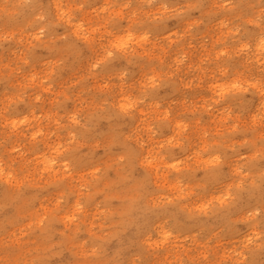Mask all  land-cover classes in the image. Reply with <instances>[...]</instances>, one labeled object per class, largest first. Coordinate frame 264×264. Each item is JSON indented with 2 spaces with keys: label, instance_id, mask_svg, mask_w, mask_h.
I'll use <instances>...</instances> for the list:
<instances>
[{
  "label": "clouds",
  "instance_id": "clouds-1",
  "mask_svg": "<svg viewBox=\"0 0 264 264\" xmlns=\"http://www.w3.org/2000/svg\"><path fill=\"white\" fill-rule=\"evenodd\" d=\"M5 85L0 264H122L128 227L155 264L264 253V0H0Z\"/></svg>",
  "mask_w": 264,
  "mask_h": 264
},
{
  "label": "rangeland",
  "instance_id": "rangeland-1",
  "mask_svg": "<svg viewBox=\"0 0 264 264\" xmlns=\"http://www.w3.org/2000/svg\"><path fill=\"white\" fill-rule=\"evenodd\" d=\"M219 18H223L222 15L213 19L210 22L208 29H206L204 32L205 37H207L209 40L217 39V36L214 35L215 33L214 25L216 23V19ZM199 56H200V50L194 48L193 60H198ZM5 57L6 60L10 59L11 58L10 53H6ZM253 75H257V73H255L254 71ZM4 87H6V85L0 86V91H2ZM185 95L190 96L194 100H199L202 96L205 95V91L203 88L190 92H185L183 89H181L176 97V102L179 103ZM201 199H204V197H201ZM194 206L197 208L200 207L199 202L195 201ZM14 215H15V209L9 207L5 209L3 213H0V218L10 219ZM159 222H160L159 220L156 221V223ZM213 225H214L213 220L192 219V220L184 221V229L186 234L191 235L196 232H200L201 229H203L201 235L197 237L200 240L201 244H203L204 239L211 234V229ZM127 234L130 235L129 232H127ZM121 236L122 235H120V233L116 235L115 240L113 241V245L115 246L116 254L121 256L122 264H132V261L135 259L136 256H143L146 261V264H155L156 260L163 258L164 255L163 253H161L160 256H152L144 253L142 247H140L139 245V239H143V236H139V237L137 236L136 239L133 240L135 242L134 245H130L128 247H122L116 245L117 241H119L121 245L129 244L127 243V237L126 236L121 237ZM153 239H155V233H153ZM236 243H237L236 239L228 237L220 241L218 244H216L215 247L219 249V251L216 254L217 258L223 257L224 253L230 250ZM185 246L187 247V245ZM250 261L251 264H264V253H259V252L253 253L252 256L250 257Z\"/></svg>",
  "mask_w": 264,
  "mask_h": 264
},
{
  "label": "bare ground",
  "instance_id": "bare-ground-1",
  "mask_svg": "<svg viewBox=\"0 0 264 264\" xmlns=\"http://www.w3.org/2000/svg\"><path fill=\"white\" fill-rule=\"evenodd\" d=\"M127 232H129L130 235H128ZM134 233H135V229L133 227H128L126 231L120 232V235H122L121 237L126 236L127 237V243H129L131 241V245H134L135 242L133 240H135L137 237V235Z\"/></svg>",
  "mask_w": 264,
  "mask_h": 264
}]
</instances>
